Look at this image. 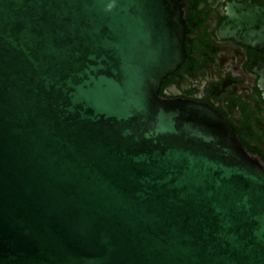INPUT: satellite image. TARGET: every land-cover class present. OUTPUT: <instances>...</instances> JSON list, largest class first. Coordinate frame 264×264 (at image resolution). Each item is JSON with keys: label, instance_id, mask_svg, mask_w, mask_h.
I'll list each match as a JSON object with an SVG mask.
<instances>
[{"label": "water", "instance_id": "obj_1", "mask_svg": "<svg viewBox=\"0 0 264 264\" xmlns=\"http://www.w3.org/2000/svg\"><path fill=\"white\" fill-rule=\"evenodd\" d=\"M185 40L181 0H0V264H264V167L160 96Z\"/></svg>", "mask_w": 264, "mask_h": 264}, {"label": "flooded vegetation", "instance_id": "obj_2", "mask_svg": "<svg viewBox=\"0 0 264 264\" xmlns=\"http://www.w3.org/2000/svg\"><path fill=\"white\" fill-rule=\"evenodd\" d=\"M264 0H181L186 27L185 63L169 76L160 96L187 100L218 111L233 126L249 155L264 167V31L243 43V35L222 33L231 4Z\"/></svg>", "mask_w": 264, "mask_h": 264}]
</instances>
